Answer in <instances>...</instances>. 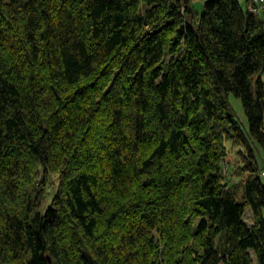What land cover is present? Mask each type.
I'll use <instances>...</instances> for the list:
<instances>
[{
	"label": "trees",
	"instance_id": "16d2710c",
	"mask_svg": "<svg viewBox=\"0 0 264 264\" xmlns=\"http://www.w3.org/2000/svg\"><path fill=\"white\" fill-rule=\"evenodd\" d=\"M263 75L240 0H0V264H264Z\"/></svg>",
	"mask_w": 264,
	"mask_h": 264
},
{
	"label": "rangeland",
	"instance_id": "374dc122",
	"mask_svg": "<svg viewBox=\"0 0 264 264\" xmlns=\"http://www.w3.org/2000/svg\"><path fill=\"white\" fill-rule=\"evenodd\" d=\"M198 12H200V11H198ZM262 79L264 82V75L262 76ZM228 99H229V103L231 105V108L234 112L236 122L239 124L240 129L244 133H247L248 126H247V121H246V118L244 116V112H243L241 103L231 95L228 96ZM225 145L227 148V156L225 157L224 161L222 162L223 163L222 171L224 172V177H225L224 180H225V183H228L231 187H236V190H237L236 195H237L238 199H240L241 188L239 186H237L240 180L238 178H236L233 174L235 173L234 171H236L238 169V167L240 166V164L238 162L239 161L238 154L241 151H244V148L241 146L233 147L230 144V142H227ZM250 147L252 149L255 148V146H253V145H251ZM256 162H259V168H260V169L258 168L259 171L257 172V174L260 178H262L261 180H262V183L264 184V166L262 164H260L261 160H259L258 156L256 158ZM244 178H246V177L244 176ZM243 222L245 223V225L248 228H250L252 226V216H251V212H250L249 208L245 209V213L243 216ZM253 264H255V263L253 262Z\"/></svg>",
	"mask_w": 264,
	"mask_h": 264
},
{
	"label": "built area",
	"instance_id": "2783aa9c",
	"mask_svg": "<svg viewBox=\"0 0 264 264\" xmlns=\"http://www.w3.org/2000/svg\"><path fill=\"white\" fill-rule=\"evenodd\" d=\"M240 1L245 3L247 7L250 9V11L255 15L256 14L259 15L260 11L264 10L263 9L264 0H240ZM261 3H262V6H261Z\"/></svg>",
	"mask_w": 264,
	"mask_h": 264
},
{
	"label": "bare ground",
	"instance_id": "6f19581e",
	"mask_svg": "<svg viewBox=\"0 0 264 264\" xmlns=\"http://www.w3.org/2000/svg\"><path fill=\"white\" fill-rule=\"evenodd\" d=\"M247 10H248V12L252 13L248 7H247ZM252 14H253V13H252Z\"/></svg>",
	"mask_w": 264,
	"mask_h": 264
}]
</instances>
